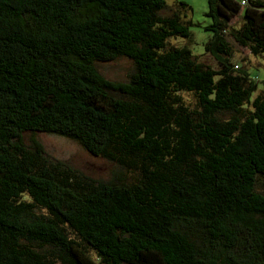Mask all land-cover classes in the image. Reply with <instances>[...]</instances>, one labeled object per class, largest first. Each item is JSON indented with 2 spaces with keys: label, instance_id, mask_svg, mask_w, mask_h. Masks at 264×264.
<instances>
[{
  "label": "trees",
  "instance_id": "trees-1",
  "mask_svg": "<svg viewBox=\"0 0 264 264\" xmlns=\"http://www.w3.org/2000/svg\"><path fill=\"white\" fill-rule=\"evenodd\" d=\"M206 4L217 69L171 43L190 37L183 1L0 0V264H264V79L254 94L228 41L264 54V0ZM118 57L125 81L95 67ZM23 132L129 177L49 161Z\"/></svg>",
  "mask_w": 264,
  "mask_h": 264
},
{
  "label": "rangeland",
  "instance_id": "rangeland-1",
  "mask_svg": "<svg viewBox=\"0 0 264 264\" xmlns=\"http://www.w3.org/2000/svg\"><path fill=\"white\" fill-rule=\"evenodd\" d=\"M173 1L175 0H165V3L171 5ZM178 1H183L190 6V11L186 13V17L182 16L183 20L191 23L187 25L190 37L184 38L176 35L170 38L171 43L178 46H186L193 55L197 56L199 61L209 65L213 69H217L218 64L203 49L204 43L211 34L210 31L204 29V26L209 23V18L204 15L207 8L206 0ZM240 22L241 17L231 19V23L236 24V26ZM228 41L236 49L233 63L245 68L251 77L257 80L258 89L254 93L256 94L260 91L259 89L262 87L261 81L264 79V54H248L233 39L228 38ZM95 67L107 79L125 81L127 74L131 70V63L124 57H118L112 61H97L95 62ZM181 95L186 103L193 105L191 95L186 93H181ZM21 140L26 146H29L33 140L39 142L43 149V156L46 159L69 166L93 179L107 180L117 176L126 181L129 177L117 164L105 158L88 154L75 141L69 138L43 132H23Z\"/></svg>",
  "mask_w": 264,
  "mask_h": 264
},
{
  "label": "built area",
  "instance_id": "built-area-1",
  "mask_svg": "<svg viewBox=\"0 0 264 264\" xmlns=\"http://www.w3.org/2000/svg\"><path fill=\"white\" fill-rule=\"evenodd\" d=\"M241 6H246L247 0H239Z\"/></svg>",
  "mask_w": 264,
  "mask_h": 264
}]
</instances>
